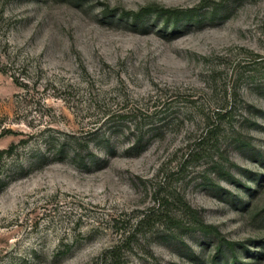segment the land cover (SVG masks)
Listing matches in <instances>:
<instances>
[{"label": "rangeland", "instance_id": "rangeland-1", "mask_svg": "<svg viewBox=\"0 0 264 264\" xmlns=\"http://www.w3.org/2000/svg\"><path fill=\"white\" fill-rule=\"evenodd\" d=\"M0 264H264V0H0Z\"/></svg>", "mask_w": 264, "mask_h": 264}]
</instances>
